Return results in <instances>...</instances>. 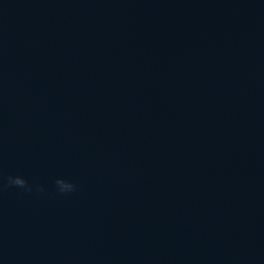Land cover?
Here are the masks:
<instances>
[{"label": "water", "instance_id": "water-1", "mask_svg": "<svg viewBox=\"0 0 264 264\" xmlns=\"http://www.w3.org/2000/svg\"><path fill=\"white\" fill-rule=\"evenodd\" d=\"M0 264H264V0H0Z\"/></svg>", "mask_w": 264, "mask_h": 264}, {"label": "clouds", "instance_id": "clouds-1", "mask_svg": "<svg viewBox=\"0 0 264 264\" xmlns=\"http://www.w3.org/2000/svg\"><path fill=\"white\" fill-rule=\"evenodd\" d=\"M7 182L10 185L17 186L27 191H31L33 189V186L30 185L26 178L20 174L8 176ZM54 183L57 191L61 194L71 193L76 189L75 183L72 180L66 179L64 177H56ZM35 190L38 192L43 191V187L41 185H36Z\"/></svg>", "mask_w": 264, "mask_h": 264}]
</instances>
